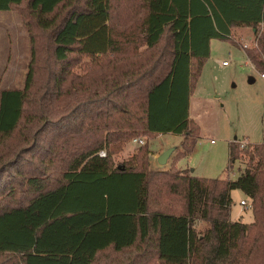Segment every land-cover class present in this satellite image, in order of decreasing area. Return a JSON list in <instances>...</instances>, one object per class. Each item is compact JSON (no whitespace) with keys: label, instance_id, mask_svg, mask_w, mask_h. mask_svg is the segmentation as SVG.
<instances>
[{"label":"trees","instance_id":"16d2710c","mask_svg":"<svg viewBox=\"0 0 264 264\" xmlns=\"http://www.w3.org/2000/svg\"><path fill=\"white\" fill-rule=\"evenodd\" d=\"M12 10L30 61L22 89L0 90V264H264V142H229L234 181L176 166L199 139L189 98L210 41L252 29L264 74V0H0ZM161 134L182 141L154 169ZM232 190L251 223L230 221Z\"/></svg>","mask_w":264,"mask_h":264},{"label":"rangeland","instance_id":"374dc122","mask_svg":"<svg viewBox=\"0 0 264 264\" xmlns=\"http://www.w3.org/2000/svg\"><path fill=\"white\" fill-rule=\"evenodd\" d=\"M136 1L129 0V3ZM121 18L125 19L124 13ZM251 31L248 36H242L233 30L232 41H210V57L204 63L189 98V114L195 117L199 126V139L191 155L176 163L178 168L188 170L193 176L234 181L240 174L239 169H244L242 162L245 157L239 155L243 160L234 162L229 172V142L235 140L237 145L242 141H246L247 145L264 142V81L251 70L239 47V44L245 45L246 51L255 46ZM29 61V34L19 15L13 10L0 11V90L22 89ZM223 61L228 66L223 67ZM136 138L146 144V137ZM132 139L123 151L113 156L114 164H124L143 145L133 143ZM181 141L182 136L176 134H161L150 140L148 147L151 153L148 157L151 168H169ZM167 149H172V154L166 164L160 166L157 158ZM230 198L229 217L233 221L251 223L253 218L249 199L239 190L230 191ZM242 200L245 206L240 205ZM196 228L202 232L205 224L197 221Z\"/></svg>","mask_w":264,"mask_h":264},{"label":"built area","instance_id":"2783aa9c","mask_svg":"<svg viewBox=\"0 0 264 264\" xmlns=\"http://www.w3.org/2000/svg\"><path fill=\"white\" fill-rule=\"evenodd\" d=\"M239 47H240V49L243 51L245 57L247 58L246 53H245V52H246L245 49H246L247 47H246L245 45H244V46H241L240 44H239ZM247 60H248V58H247ZM248 63H249V66H250L251 70H252L253 72H256V73L260 76V78L264 79V74H262V73H258L257 70H256V68L254 67V65H252V64L250 63L249 60H248ZM226 64H227V62L224 61V62H223V65H226ZM132 142L135 143V144H139V145L143 144V141L140 140V139H138V138H133V139H132ZM231 142H232V141H231ZM246 143H247L246 141H242L241 143H239V144H240V148H241V149L246 148V146H247ZM105 155H106V153H105L104 151H101V152L99 153V156H101V157H105ZM228 171L231 172V168H229ZM240 205H241V206H245V205H246V204H245V201H243V200L240 201Z\"/></svg>","mask_w":264,"mask_h":264},{"label":"crops","instance_id":"0c3cea01","mask_svg":"<svg viewBox=\"0 0 264 264\" xmlns=\"http://www.w3.org/2000/svg\"><path fill=\"white\" fill-rule=\"evenodd\" d=\"M252 30V29H251ZM250 30V28H240V29H236V31L240 34V35H242V36H248V34H249V31H251ZM252 35H253V37L255 38V36H254V31L252 30L251 32H250ZM224 62V61H223ZM223 62H222V64H223ZM226 66H228V64H226V65H223V67H226ZM259 76V75H258ZM260 78V77H259ZM262 81H264V79H262V78H260ZM190 105V104H189ZM189 117L194 121V122H196V119H195V117H193L191 114H189ZM211 143H213V141H211ZM191 155V154H190ZM190 174V173H189ZM191 175V174H190ZM191 176H193V175H191ZM203 176H207V175H203ZM230 221H233L232 219H231V217H230Z\"/></svg>","mask_w":264,"mask_h":264},{"label":"water","instance_id":"95a60500","mask_svg":"<svg viewBox=\"0 0 264 264\" xmlns=\"http://www.w3.org/2000/svg\"><path fill=\"white\" fill-rule=\"evenodd\" d=\"M172 151H173L172 149H167L161 155H159L157 158L158 165H160V166L165 165L167 162V159L170 156V154L172 153Z\"/></svg>","mask_w":264,"mask_h":264}]
</instances>
